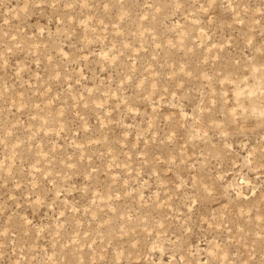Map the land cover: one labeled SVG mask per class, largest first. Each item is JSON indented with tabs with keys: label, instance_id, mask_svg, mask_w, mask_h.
<instances>
[{
	"label": "rangeland",
	"instance_id": "rangeland-1",
	"mask_svg": "<svg viewBox=\"0 0 264 264\" xmlns=\"http://www.w3.org/2000/svg\"><path fill=\"white\" fill-rule=\"evenodd\" d=\"M0 264H264V0H0Z\"/></svg>",
	"mask_w": 264,
	"mask_h": 264
}]
</instances>
